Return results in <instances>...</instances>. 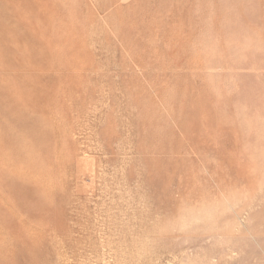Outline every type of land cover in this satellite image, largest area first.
Here are the masks:
<instances>
[{
	"label": "rangeland",
	"instance_id": "rangeland-1",
	"mask_svg": "<svg viewBox=\"0 0 264 264\" xmlns=\"http://www.w3.org/2000/svg\"><path fill=\"white\" fill-rule=\"evenodd\" d=\"M0 264H264V0H0Z\"/></svg>",
	"mask_w": 264,
	"mask_h": 264
}]
</instances>
